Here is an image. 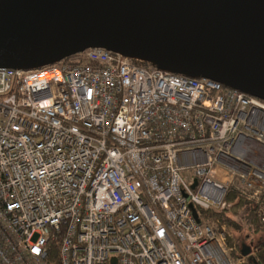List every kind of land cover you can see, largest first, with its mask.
<instances>
[{
    "label": "built area",
    "instance_id": "1",
    "mask_svg": "<svg viewBox=\"0 0 264 264\" xmlns=\"http://www.w3.org/2000/svg\"><path fill=\"white\" fill-rule=\"evenodd\" d=\"M0 66V264H242L204 209L264 224V99L88 46Z\"/></svg>",
    "mask_w": 264,
    "mask_h": 264
},
{
    "label": "water",
    "instance_id": "2",
    "mask_svg": "<svg viewBox=\"0 0 264 264\" xmlns=\"http://www.w3.org/2000/svg\"><path fill=\"white\" fill-rule=\"evenodd\" d=\"M264 0H0V66L100 46L209 76L264 99ZM250 247L243 244L241 253ZM110 264H116L115 256Z\"/></svg>",
    "mask_w": 264,
    "mask_h": 264
},
{
    "label": "trees",
    "instance_id": "3",
    "mask_svg": "<svg viewBox=\"0 0 264 264\" xmlns=\"http://www.w3.org/2000/svg\"><path fill=\"white\" fill-rule=\"evenodd\" d=\"M82 58V52L78 51L60 60L78 62ZM225 199L229 201V205L217 210L204 209L205 217H216L225 223L226 240L235 245V254L244 256L242 264H264V224L257 216L255 204L233 190L227 191ZM239 237L244 240L242 243L239 242ZM243 244L250 247L246 254L241 253Z\"/></svg>",
    "mask_w": 264,
    "mask_h": 264
},
{
    "label": "bare ground",
    "instance_id": "4",
    "mask_svg": "<svg viewBox=\"0 0 264 264\" xmlns=\"http://www.w3.org/2000/svg\"><path fill=\"white\" fill-rule=\"evenodd\" d=\"M249 8L254 16L264 22V7L260 3L254 1L249 4Z\"/></svg>",
    "mask_w": 264,
    "mask_h": 264
},
{
    "label": "rangeland",
    "instance_id": "5",
    "mask_svg": "<svg viewBox=\"0 0 264 264\" xmlns=\"http://www.w3.org/2000/svg\"><path fill=\"white\" fill-rule=\"evenodd\" d=\"M224 225H225V223H224ZM225 229H226V226H225ZM238 240H239L240 243H242V241H244V240H243L242 238H240V237L238 238ZM247 241H248V240H247ZM245 242H246V241H245ZM243 260H244V258H243ZM242 262H243V261H242Z\"/></svg>",
    "mask_w": 264,
    "mask_h": 264
}]
</instances>
